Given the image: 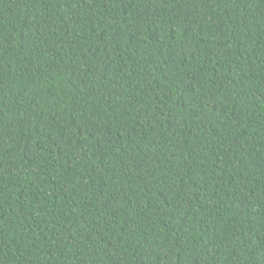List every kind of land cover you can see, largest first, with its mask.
Instances as JSON below:
<instances>
[{"label": "trees", "instance_id": "obj_1", "mask_svg": "<svg viewBox=\"0 0 264 264\" xmlns=\"http://www.w3.org/2000/svg\"><path fill=\"white\" fill-rule=\"evenodd\" d=\"M0 264H264V0H0Z\"/></svg>", "mask_w": 264, "mask_h": 264}]
</instances>
